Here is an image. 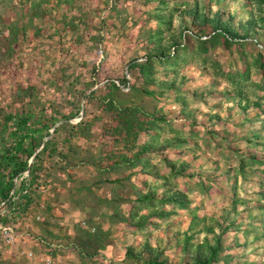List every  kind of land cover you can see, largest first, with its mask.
I'll list each match as a JSON object with an SVG mask.
<instances>
[{
  "label": "rangeland",
  "instance_id": "obj_1",
  "mask_svg": "<svg viewBox=\"0 0 264 264\" xmlns=\"http://www.w3.org/2000/svg\"><path fill=\"white\" fill-rule=\"evenodd\" d=\"M23 113L59 119L57 150L6 222L16 239L0 229L1 264L56 256L64 238L43 228L60 159L99 164L103 195L155 204L131 220L149 235L65 264H264V0H0V135Z\"/></svg>",
  "mask_w": 264,
  "mask_h": 264
},
{
  "label": "trees",
  "instance_id": "obj_2",
  "mask_svg": "<svg viewBox=\"0 0 264 264\" xmlns=\"http://www.w3.org/2000/svg\"><path fill=\"white\" fill-rule=\"evenodd\" d=\"M59 121L52 116L40 115L32 119L28 114H20L14 116L9 114L5 118V124L3 132L0 135V203L4 200H12L11 191L15 189V200L10 203L12 206L8 214L0 216V221L4 223L13 220L14 217L24 214L29 207L33 204V198L39 187V170L42 171V164H37L36 160L41 155V152L47 154V157L54 156L57 150L55 140L53 137L44 140L45 137L51 136L58 131L56 125ZM45 133L42 135V133ZM10 136V141H5L1 136ZM4 142V143H3ZM43 144V148L39 147ZM33 161L30 162V159ZM29 169L30 176L26 179H21L22 173ZM17 178V181H15ZM26 190V191H25ZM53 193V192H52ZM54 198V197H53ZM46 203L48 207L52 206L51 201ZM100 199V198H99ZM138 202L135 203L132 198H112L107 200L110 207L113 210L110 218L114 222H126L132 227L131 220L136 215L135 212L139 209H145L150 207L154 201L152 198L140 196ZM151 199V200H150ZM100 201H104L100 199ZM120 202H127L132 205L130 212L127 214L121 210ZM140 204V207H137ZM137 207V208H136ZM131 224V225H130ZM136 230H142V226L133 225ZM108 237V232L99 228L95 232H90L83 225L77 226L76 236L73 239V246L78 250L79 254L84 258H91L99 253V248H105V241ZM62 241V239L57 242ZM99 245V246H98ZM95 246V248H94ZM94 248V249H93ZM203 264H211V261L207 260L202 262ZM1 264V262H0Z\"/></svg>",
  "mask_w": 264,
  "mask_h": 264
},
{
  "label": "crops",
  "instance_id": "obj_3",
  "mask_svg": "<svg viewBox=\"0 0 264 264\" xmlns=\"http://www.w3.org/2000/svg\"><path fill=\"white\" fill-rule=\"evenodd\" d=\"M66 163V160L63 161L60 159L58 163L51 164L53 166L50 169L54 171L56 170V173H58V175L56 174L58 178L56 175L52 176L53 174H50L51 179H54L55 181L54 190L57 189L58 193L55 194L56 196H54L53 201L51 202L53 212V217L51 219L52 224L48 223L46 226L44 225L43 228L45 229V227H47L50 233L54 236L64 238L60 242L55 241V244L57 245V247L55 246L54 248L56 254L54 259L56 264L69 263L71 261V257L68 253L70 252L72 254L76 253V255L80 256L78 250L75 246H73V239L76 236L77 226L79 225H85V229L90 232H95L99 228L108 232V237L105 241V248L102 251L103 253L109 252V248L125 243L123 237L125 231H127V233H131L133 231L135 234L139 233L142 235L143 233L149 235L148 230H133L131 227L124 228L125 230H123V222H119V225L117 226L116 222L110 218L111 214H113V210L108 212V210H105L103 207L107 204L106 199L111 200L115 197L114 192H112L113 196H107L102 194L103 192L101 191L102 189L100 190V186L90 187V184H93L94 181H99L101 178L99 177V173H101L102 169L99 164L81 163L75 167V169H71V167H68ZM146 168L147 166L145 169ZM65 171L71 172V174H68L67 176L64 173ZM142 173H146V170L142 171ZM128 175L130 174L123 177H128ZM104 180H106V178H104ZM115 180L116 179L110 181H114L113 183L115 184ZM126 181L128 180H125L124 182ZM103 187L105 188V185H103ZM88 193L97 194L98 197L102 196L104 197V201L100 203L98 199V202H95L94 205V201ZM125 204L126 203H123L120 207H123ZM94 206L95 208H93ZM124 213L127 214L128 211H124ZM107 221H109V223H106ZM82 260L86 259H83L82 257Z\"/></svg>",
  "mask_w": 264,
  "mask_h": 264
},
{
  "label": "built area",
  "instance_id": "obj_4",
  "mask_svg": "<svg viewBox=\"0 0 264 264\" xmlns=\"http://www.w3.org/2000/svg\"><path fill=\"white\" fill-rule=\"evenodd\" d=\"M29 176H30V170L27 169L22 173L21 179H26ZM15 181H17V178H15ZM10 194H11L12 200H4L0 203V216L8 214L12 208L10 203H12L15 200V197H16L15 196V189H13ZM37 219L38 220L41 219L40 214L37 215ZM0 229H1L2 233L4 234L5 238H7L9 241H13L16 239L17 235L15 233V228L13 225L3 222L0 225ZM52 246H53V249L55 248V246L57 247L56 244H52ZM28 256H33V253L29 252ZM42 264H56L54 256L52 255V251L49 252V254H47L46 256H44V258L42 259Z\"/></svg>",
  "mask_w": 264,
  "mask_h": 264
}]
</instances>
